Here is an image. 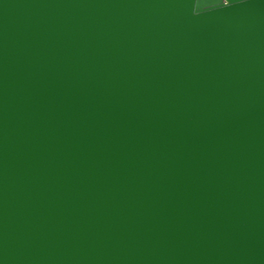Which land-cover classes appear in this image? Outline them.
Wrapping results in <instances>:
<instances>
[{"label": "water", "instance_id": "obj_1", "mask_svg": "<svg viewBox=\"0 0 264 264\" xmlns=\"http://www.w3.org/2000/svg\"><path fill=\"white\" fill-rule=\"evenodd\" d=\"M0 264H264V0H0Z\"/></svg>", "mask_w": 264, "mask_h": 264}]
</instances>
